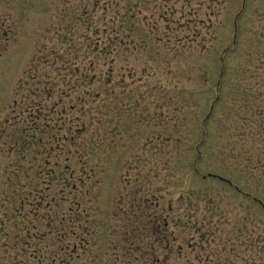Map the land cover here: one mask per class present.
I'll use <instances>...</instances> for the list:
<instances>
[{
    "label": "rangeland",
    "instance_id": "1",
    "mask_svg": "<svg viewBox=\"0 0 264 264\" xmlns=\"http://www.w3.org/2000/svg\"><path fill=\"white\" fill-rule=\"evenodd\" d=\"M131 1L128 29L115 21L121 4L92 12L86 0H0V264H264V0ZM85 35L136 44L90 56L101 67L107 61V75L115 66L118 88L115 96L100 83L91 88L101 90L102 115L97 147L81 150L90 153L83 175L82 163L48 152L57 147L55 131L43 139V155L27 137L44 116L57 125L56 113L84 91L66 63L86 53ZM71 38L73 53L50 56ZM44 80L48 95L66 92L57 96L62 107L35 92ZM66 115L69 125L74 114ZM203 140L200 172L185 184ZM65 147L74 151L71 142ZM51 169L57 181H49ZM82 225L80 243L73 230Z\"/></svg>",
    "mask_w": 264,
    "mask_h": 264
},
{
    "label": "trees",
    "instance_id": "2",
    "mask_svg": "<svg viewBox=\"0 0 264 264\" xmlns=\"http://www.w3.org/2000/svg\"><path fill=\"white\" fill-rule=\"evenodd\" d=\"M86 1H87L88 4L92 3L91 4L93 6L92 12L95 11V10L97 11L96 8L97 7L100 8L102 5H104L103 6V10H108L111 7L112 8L113 7L117 8V7H120L121 5H123L122 7H124V8L121 11H116L117 13H116V20L115 21H116V23H118L120 25V27L126 26L128 29H130L133 26V24L131 22H133V19H135V17L132 15L134 13L133 12L134 11V3L131 0H128L127 2H122V3L119 0H109L108 2H105L104 0H86ZM88 4L87 5H82L81 7L76 9L75 10L76 11V15H78V13H79L78 11H80V9H83L82 12L80 11L82 14L87 12L88 11L87 10ZM104 12H106V11H104ZM86 16H88V21H89L90 26L94 28L95 32L98 31L99 29L96 26V22H94L93 14H87ZM73 28L75 29V27H73ZM122 31H123V33L126 32L124 30H122ZM88 33H89V31H88ZM92 37L93 36H90V35L83 36V39L85 40L84 41L85 44H88V49H87L86 53L83 55V57L79 58V56L77 55V56H75L73 58L74 61H70V62L66 63V65H69L70 63H72L71 65L66 67V70L71 68L72 65H73L75 67V69H76L75 70V77L82 78V82L80 83V86H84L85 87V88H83L84 91L80 94V96H78L76 98V104H73L70 107V110H68L67 107H66V109L62 108L60 110V112L58 111V113H56V115L59 118H58V121L56 122L57 125H55L53 128L49 124H47V122H54V119L51 117L48 120V118L44 116L43 122H40V120H39L40 125L33 129V134L31 136L27 137V138L31 139V144H33L36 148H38V150H41V151L37 152V155H43V152L47 153L46 151H43L41 149L43 147L42 144L45 143V142H43V139H46L48 137L52 138V136H53L52 134L55 131L56 135L54 136V138L57 137L55 139L57 141V147L55 149H50L48 152L50 153L51 150H57V156H60V157H61V155L62 156L67 155L68 156V159H66L65 162H70L72 159H75V161L77 160L76 164H78V163L81 164L82 163L81 167H82V170H83V175H86L85 173L87 171L84 170L83 167H85L84 165L87 164V160H88L87 156H88V154H90L89 152H87V156L85 157L86 151L88 150V147H90V145H92L95 148L97 147L96 143L93 144V141L96 140L97 133H98V130H99L98 125H99V123L101 121L100 120L101 108H100V105H99L101 102L98 101L99 103H97L98 98L102 96L101 90H100L99 93L97 92L96 95H93L94 92L91 91V88H92V86L95 83H100V84H102L103 87H107V88L111 87L112 95L115 93L114 87H115V89L118 88L117 83H113V73L115 72V66L111 65L110 72L107 75V73L104 71L106 69V67H107V61H104L103 65L101 67L99 63H95V62L91 61L90 56L93 55V54L95 56H97V55L98 56L105 55L106 57H107V55H111V54H115L116 55L120 51V48H126L128 50V48L130 46L135 47V44H136L135 40L131 41L127 37L126 38H122V40H119L121 36L116 38L115 40L105 41V42L99 41V39H98L97 42L96 41L93 42L92 41V39H93ZM64 46H65V49L63 48ZM77 48L78 47H77V44H75V40L73 38H71L64 45L58 44L54 48H52L50 50V56H52L53 58L55 57L56 59L58 58L57 56H59V58L61 56L62 57L64 56V58H66L69 53H73V51H75ZM225 54L227 55L228 52L226 51ZM56 59L54 60V62H52V66L56 65V63H57ZM223 62H224V64H226L225 59H223ZM84 63H86L85 64V71L83 73H81V75H80L79 66L81 64H84ZM37 77H39V76L35 75V77L33 78V81L36 80ZM48 83H49L48 80H46V81L44 80L43 83H42V85H43L42 89L38 88V89H36L35 92H38L39 90H43V95L47 96L49 98V101H50V103L52 105L58 104V106L62 107L63 106V104H62L63 100L60 99V98H64L67 95L66 92L63 91V90H58L56 92V95H54L55 94L54 91H52L51 94L48 95V91H47V87H46L48 85ZM79 88H82V87H79ZM64 92H65V95H64ZM99 94H100V96H99ZM57 96H59L60 98L57 97ZM114 96H115V94H114ZM88 98H93L94 101H92V103L82 104L83 102H88V100H87ZM88 104H94V105L97 104V107L95 109H93V113H90L88 111V113L91 116L90 119L86 118V115L88 113H86L87 111H85L86 110L85 107H87ZM78 107H82V108L79 109ZM70 112L72 114H74V119L71 122V124L69 123V125H68V121H67L68 120L67 119L68 115H66V114H69ZM87 119H88V121H87ZM94 124H96V128L91 129ZM56 127L58 128V131L55 130ZM28 131H30V130H28ZM64 131L66 132V135L62 138L61 134L64 133ZM21 136H23V135L21 134ZM54 138H53V140H54ZM156 140H158V142H159L161 139H156ZM67 141L71 142V144L72 143L74 144V151L69 152L67 150L68 152H66L67 148L65 147V143ZM178 141H180L179 138H178V140H173V143H177ZM168 142H169V140H167L165 143H168ZM203 142H204V140L199 143V148L197 149L198 153L196 155V161L192 162L194 167H193V170H192L191 173H193V174L192 175H186V179H185L186 182H184L185 184H187V182L191 179V177L198 175L199 172H200V170H198L199 168L197 166L204 159V154H203V152L201 150ZM48 143L52 144L51 141H49ZM81 150L85 153V155L81 153ZM47 165L48 164H46V166ZM56 165L59 167V170H60V167H62L61 163H56ZM66 169L68 171L70 169V167L67 166ZM39 172H40V174L42 173L41 174L42 178L46 177V171H42L41 172V170H40ZM60 172L62 174V171H60ZM191 173H189V174H191ZM72 174H74V173H72ZM47 175L51 177L49 179V181L52 182V181H57V178H59L60 173L59 172H55V171H53L51 169L47 173ZM212 175L213 174H209L207 177L212 176ZM156 177L157 178L160 177V173L159 172L156 173ZM217 177L223 178V179L225 178L222 175H217ZM58 180H60V179H58ZM46 181L47 180H44V182H46ZM70 181L73 184L74 178H72ZM77 181H83V177L80 176ZM76 184L74 183L72 187H73V190L77 192L78 191V186ZM186 187H188V186H186ZM36 192H37V190H36ZM136 193H137L136 195H139V192H136ZM63 194H64V192H63ZM156 198H157V194L153 193V194L145 197L146 203L149 204V202L151 200L156 199ZM186 198H187V195H185V194L181 195V201L187 200ZM141 200H143V198ZM32 204H33V202L30 205H32ZM40 205H42V202H40ZM80 205H81L80 203L74 204V206H76V208H77L76 211H78V208L80 207ZM148 208L149 207L147 206L146 210H148ZM149 210H150V208H149ZM74 211L75 210L73 208V212ZM36 212L37 211H35V210L33 212L31 211V214L32 213H36ZM81 216L82 215H80V214L79 215L76 214L75 221L79 222V220H81L80 219ZM161 218L157 216L156 218H151V221H152V223L154 225H158V224H155V222H158ZM187 219H188V221L185 222L186 227H189V229L193 228V227L196 228L197 222H193V220H189L191 218H187ZM174 221H175V219L172 217L170 222L172 223ZM163 222H164V219H163ZM168 222L169 221H165L164 224L167 225ZM83 229H84V226L82 225L79 228H76V229L74 228V230H73V236L76 237V239H78L80 241V243L83 242L82 239H85V237L82 234L78 235L76 230H79L83 234L85 232L86 233L85 236H87V232L85 230H83ZM66 249L67 248H64V247H58V250L60 252L61 251H65ZM82 249H83V247H82ZM150 252H152V254H155L154 251H150ZM56 257L60 260V258H59L60 255L59 254H57ZM61 259H63V258H61ZM152 259H154V258H152ZM156 262L157 261H155V263ZM55 263H56V260L53 259V260H50V262L48 264H55ZM67 264H69V263H67Z\"/></svg>",
    "mask_w": 264,
    "mask_h": 264
}]
</instances>
